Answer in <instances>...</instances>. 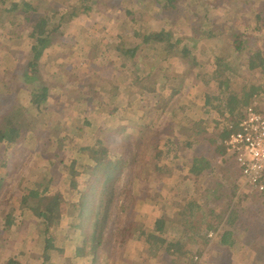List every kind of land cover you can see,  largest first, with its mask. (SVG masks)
I'll return each instance as SVG.
<instances>
[{
	"label": "trees",
	"instance_id": "trees-1",
	"mask_svg": "<svg viewBox=\"0 0 264 264\" xmlns=\"http://www.w3.org/2000/svg\"><path fill=\"white\" fill-rule=\"evenodd\" d=\"M37 1L41 0L0 1V43L6 46L0 57V85L5 78L3 77L4 71L1 72L4 62L2 59H6L8 63L7 72L15 70L19 64H24L26 69L22 72L23 76L20 81L22 83L13 82V84L17 86L19 94L24 90L23 85L27 89L24 92L27 93L26 97L22 101V108L25 111L33 109L39 117L47 111L46 107L50 104L54 108L55 106L63 108L68 103L70 108L68 111L62 110L58 113L57 121L50 124V131H54L56 136L49 135L43 142L44 151L49 156L53 155L54 158L46 161L47 165L43 169L37 166L30 167V171L27 172L10 199L6 194L1 195V193L5 190V179L10 176V173L16 171V167L12 165L10 169L6 163L7 159L5 163L0 161L2 162L0 163V207L4 209L3 213L6 212L5 221L0 225V230L7 235H17L25 230L43 249L42 255H39L35 262L30 263H28V254L24 250L16 253H1L0 264H55L58 255L62 254L58 242L61 236L59 225L63 222L62 197L50 194L51 183L45 188L41 183V175L45 173L59 172L56 175L60 176L63 170L55 171V166L62 156L68 158V170L63 172L66 175L69 173V176H66L64 186L76 187L79 183L74 181L80 182L85 174L89 177L87 183L89 188L77 192V197L70 205L73 215L78 219L79 232H75L74 236L79 240L76 255L90 264H98L101 259L102 264H109L110 256L106 250L111 242H108L106 234L110 229L117 195L121 190L120 183L125 173L128 168H131L132 171H138L146 177L150 184L158 186L156 191L159 190L158 193L165 197V207H168L171 197L166 194L173 191L169 189V180L172 178L167 172L169 171L168 163L177 158V150L184 147L197 149L195 143L192 144L191 140H188L191 136L186 140H180L182 139L179 137L181 129L178 130V128H188L189 134H192L196 143L199 137L204 139L209 148V156L196 152L192 160L193 165L189 170L191 179L204 180L201 197L196 199L189 193V190L181 189L180 186L178 191L172 195L175 198L179 193L176 200L179 197L182 198V201L176 205L178 209L175 218H178L177 224L181 228L182 235L177 237L175 242L169 243L167 251L170 256L181 255L188 263L193 264L195 257H201L203 255L201 252L210 244L215 243V239H219L221 247L235 246L232 240L233 234L224 231V227L230 223L229 219L234 214L237 215L235 202L243 192L241 189L243 178L235 156L227 151L226 142L238 130L244 111L255 106L254 101L262 89L260 81L264 77V0L244 2L247 10L244 13V31L230 27L225 32L214 33L209 29L210 24L204 21L200 28H196L195 36L192 28H182L184 31L190 29L192 37L189 42H186L185 38H175L174 32L167 31L165 28L159 31H146L142 27V29L128 27L125 33L121 34L122 39H120L124 45L117 51L119 57L116 62L111 59L109 67L119 73H116L118 86H115V90L118 96L127 94L125 102H131L133 98L131 90L135 89L136 85L142 84V81L148 78L154 80L158 73L168 74L169 69L164 67V63L171 60L174 63L170 70L180 68L184 71V74L179 73L177 76L178 82L183 84L180 87L181 90L185 83H192L193 80L199 83L209 81L212 84L211 86L214 87L212 92H205L195 99L198 104H201L200 107L208 119H199L191 126L184 114L182 104L171 107L158 100L155 107L163 105L165 109H160L155 114L149 106L144 107L143 100L141 102L139 100L135 109H132L134 104H121V108L112 110L111 117L108 118V112L103 114L102 109L109 106H107L108 103L102 101V98L99 101H93L96 105L86 108L78 96L68 98L69 94H67L63 96V102L51 97L50 87L40 83L41 72L48 73L51 78L56 77V79L67 75L63 67L58 66L54 74L53 70H49L52 61L55 60L50 50L54 46L56 32L71 27L73 20L90 17L98 4L96 0H73V3L66 9H59L53 11L51 15L44 16L39 14L38 6L35 5ZM47 1L51 2V0ZM124 1L130 3L134 0ZM137 1L142 4L148 1L151 4V10L159 7L160 12L175 16L174 18L178 20L186 14V10L180 5V0ZM200 2L201 6H204L211 0ZM131 13L128 15L132 16ZM207 26L209 27L206 30ZM4 29L9 31L8 35L4 34ZM126 35L129 36V42L124 38ZM194 37L201 38L194 42ZM200 41H206L210 47V58L200 60V57H197ZM226 42L224 47H220ZM25 43L30 45V54L27 55L22 46ZM160 51L165 54L157 58V53ZM108 53L112 55L111 50H108ZM140 60H143V63L137 67V61ZM41 62H44V65H40ZM93 64L95 62L87 66ZM116 64H119L118 68L115 67ZM41 66L43 70L40 69ZM124 71L130 73L126 79L123 76L120 77L125 74ZM102 73L107 78H112L106 72ZM246 73L253 75L256 78L255 82L239 83L241 79L238 80L236 77H242ZM132 77L135 80L131 83ZM162 77L165 80L169 78ZM65 82L66 84L62 85L64 88L68 86L69 81ZM86 84L88 88L89 84ZM106 85L103 90L109 92L113 90L111 86ZM165 90L163 86L160 87L161 92ZM181 90L171 92L170 98L181 95ZM112 101L114 99H111L109 103L114 105ZM91 110L100 111L101 115L92 117L90 116ZM135 114L141 117V120H135L132 117ZM107 120L121 122L113 128V125L105 128L108 132L116 128L113 131L119 140L115 146L110 145L102 134L98 139H94L95 134L93 137L91 135L97 126L101 123L105 124ZM57 122H59L58 125ZM169 122L172 124L171 130H178L179 142L174 137H163L162 130ZM210 123L213 124L212 129L204 128ZM62 127L63 132L61 133ZM31 128V125H24L22 122L18 126L19 134L16 140L10 138L7 130L0 128V145L6 146L5 156L9 157V153L15 151V147L30 137ZM67 129L69 132H65ZM142 136H148L147 139L150 140L153 138V144L158 151L154 154L155 161H162L160 166L155 165L156 175L161 177L160 180L165 179L164 181H157L149 174L154 167L152 163L144 161L147 151L137 148L139 137ZM134 145H136L135 149ZM37 172L42 174L38 175ZM217 174H220L222 181L216 179ZM230 174L235 175V181L231 182L228 179ZM251 196L253 205L264 203V195L252 194ZM16 199H18L17 202ZM159 212L160 216L155 215L156 224L153 233L165 235L169 228L168 220L175 219ZM211 233H218L214 240L209 238ZM68 240L73 239L68 237ZM1 247L2 236L0 235ZM97 254L100 256L97 257Z\"/></svg>",
	"mask_w": 264,
	"mask_h": 264
},
{
	"label": "rangeland",
	"instance_id": "rangeland-1",
	"mask_svg": "<svg viewBox=\"0 0 264 264\" xmlns=\"http://www.w3.org/2000/svg\"><path fill=\"white\" fill-rule=\"evenodd\" d=\"M9 1L19 2L23 0ZM96 1L98 5L90 17H81L73 20L74 23L71 27L63 28L61 31L56 32V38L53 42L54 46L50 50L55 60L54 62L52 61L49 70H53L54 74L58 66L63 67L67 75L56 79V77L51 78L48 73L41 72L39 77L40 83L50 87L51 97L62 101L63 96L67 94H69L68 98L78 96L86 108L96 105L93 101H99L102 98V101L108 103L107 106H109L102 109L103 114H107L108 112V118L111 117L112 110L121 108V104H134L132 109H135L138 106L139 100L140 102L143 100L144 107L149 106L151 111H154L156 114L160 109H165L163 105L155 107L156 102L160 100L162 104L166 103V105L171 107L182 104L184 114L191 123L189 126L194 125L199 119H208L200 107L201 104H198L195 99L198 95L205 92H212L214 87L211 86L212 84L209 81L199 83L193 80L192 83H185L184 88L181 90L180 87L183 84L180 81L178 82L177 76L179 73L184 74V71L180 68L170 70L171 65L174 63L173 60L164 63V67L169 69L168 74L158 73L156 78L154 77V80L148 78V80L142 81V84L136 85L135 89L131 90L133 96L131 102H125L127 94L118 96L115 90L118 86L116 83V73L118 72H115L114 68H110L109 63L111 59L113 62H116L119 57L117 51L124 45V42L121 40V34L125 33L124 31L128 27L136 29L142 27L146 31H159L165 28L167 31H173L175 38H185L186 42H189L192 34L190 29L184 31L182 28H192L195 36L197 34L196 28H200V25L204 21L210 24V27L207 26L206 30L209 27L214 33L225 32L230 27L244 31V13L247 12L244 2L246 0H211V2H207L204 6H201L200 1L202 0H180V5L184 7L186 14L179 20L175 19V16L160 12L158 10L159 7L151 10V4L148 1H145L144 4L137 0L130 3L124 0ZM72 3L73 0H51V2L41 0L37 1L35 5L38 6L39 14L47 16V14L51 15L53 11L66 9ZM77 5H79L78 2ZM130 12H132V16L128 15ZM8 33L9 31L4 29V34L8 35ZM124 38L129 42V36L126 35ZM200 38L194 37L193 41L197 42ZM226 44L227 42L220 45V47H224ZM22 46L24 47L25 54H30V45L25 43ZM4 48L6 46L0 43V57ZM209 49L210 47L206 41H200V46L197 49L199 55L197 57H200V60L201 58H210L211 53ZM108 50H111L112 55H109ZM164 54V52L160 51L156 57H162ZM202 55L204 56L202 57ZM104 60L105 62L103 63ZM2 61L4 62L1 72L4 71L3 77L5 78H3V83L0 85V128L7 130L10 133V138L16 140L19 134L18 126L22 122H24V125L32 126L30 137L15 147V151L9 153V157L5 156L6 146L0 145V161L5 163V159H7L6 163L10 169L12 165L16 167V171L10 173V176L5 179V190L1 193V195L6 194L7 198L10 199L17 191L19 184L27 175V172L30 171V167L37 166L43 169L47 165L46 161L54 158L53 155L49 156L44 151L45 146L43 142L49 135L56 136L53 130V132L50 131V124L57 121L58 113L62 110L68 111L70 107H68V103L63 108H57V106L54 108L50 104L46 107L47 111L39 117H37V113L33 109L25 111L22 108V101L26 97L27 93L24 92L27 89L23 85L22 89L24 90L19 94L17 86L13 82L22 83L20 82L23 76L22 72H25L26 67L24 64H19L15 70L7 72L8 63L6 59H2ZM93 62L95 64L87 66ZM137 62L138 67L139 64L143 63V60ZM40 65H44V62H41ZM118 65L116 64L115 67L118 68ZM40 69H42V66ZM102 72H106L112 78H107ZM96 74H98V77H96ZM121 76L126 79L130 76V73L125 72ZM162 76L169 78L165 80ZM236 78L238 80L241 79L239 81L241 84L250 81L255 82L256 79L253 75H248L247 73L242 77ZM66 80L69 82L67 83L68 86L64 88L62 85L66 84ZM134 80L135 78L132 77L130 82L132 83ZM85 82L89 84L88 88ZM105 85L107 87L111 86L113 90L110 92L103 90ZM162 86L166 88L165 92L160 91V87ZM174 90H181V95L171 99L170 93L174 92ZM111 99H114L112 101L114 105L109 103ZM154 107L155 110L153 109ZM100 115V111H90V116L92 117H99ZM132 117L135 120H141V117L139 118L136 114ZM118 124L120 125L121 122L107 120L105 124L101 123L97 126L91 135L93 137V134H95L94 139H98L102 134L110 145L115 146L119 140L114 135L115 132L113 130H116V128L111 129L110 132L105 128L111 125H113V128ZM171 127L172 124L169 122L162 130L163 137H174L179 142L191 136V139L188 138V140H191L192 144L195 143L197 149L194 147H184L185 149L177 150V158L168 163L169 171L167 172L172 179L169 180L170 186H167L173 190L166 194L168 197H171L168 207H165V197L158 193L159 190L156 191L158 186L150 184L148 179L138 171L135 172L131 168H128L120 183L121 190L117 195L114 216L109 232L106 234L107 239H109L108 242H111L106 250L110 256L109 264H191L183 256L177 255L173 257L167 251L169 243L175 242L177 237L182 235L180 232L181 228L177 224L178 218L175 219L178 209L176 205L182 201V198L179 197L176 200L180 195L179 193L175 198L172 195L178 191L177 189L180 186L182 187L181 189L189 190V193L195 196L196 199L201 197V188L203 187L204 180L191 179L189 170L193 165L192 160L196 152L209 156V148L201 137H199L200 139L196 143L195 138H192V134H189L188 128H178V130L181 129L179 137H182V139L178 140V130H171ZM212 127L213 124L210 123L204 128L212 129ZM60 130L62 133L63 127ZM65 132H69V129ZM147 137H139L137 148L147 151L144 161L145 163H152V167H154L152 172L149 173L151 177H154L157 181H164L165 179L160 180L161 177L157 176V172L155 171V165L160 166L162 161H155L154 154L158 151L155 144H153V138L150 140ZM135 148L136 145H134ZM170 148H172V145H170ZM2 162L0 163L2 164ZM67 163L68 158L62 156L56 162L55 171L63 170L67 172ZM63 171H61L60 176L56 175L59 172H53V174L50 172L44 175L37 172L38 175H41L42 186L45 188L51 183L50 194L62 197L63 222L59 225L61 236L58 238L62 254L58 255L55 264H90L76 255L79 240L74 236L75 232H79V228L77 227L78 219L77 216L73 215V209L70 207L77 197V192L89 188V185H87L89 177L85 174L80 182L74 181L79 183L78 186H71L70 188L64 186L66 176H69V173L66 175ZM217 175L216 179L222 181L220 174ZM228 179L231 182L235 181V175H228ZM251 195L246 189L241 192L235 202L237 215L234 214L229 219L230 223H227L224 227V231L233 234L232 240L235 242V246L231 248L221 247L219 239H215V243L210 244L201 252L203 254L201 257H195V264H264V203L261 202L260 204L253 205L251 203ZM3 211L4 209L0 207V225L5 221L6 212L3 213ZM159 211L164 215L170 216L171 219H175L173 221L168 220L169 228L165 235L153 233L156 224L155 215H161ZM71 216L73 217L69 219ZM0 235L2 236L0 254H6V252L16 253L24 250L28 254V263H30L35 262L36 258L43 253V249L38 246V242H34L33 237L25 230L17 235H7L0 230ZM68 237H72L73 240H68ZM99 256L97 254V257ZM101 261L102 259L98 264H102Z\"/></svg>",
	"mask_w": 264,
	"mask_h": 264
},
{
	"label": "built area",
	"instance_id": "built-area-1",
	"mask_svg": "<svg viewBox=\"0 0 264 264\" xmlns=\"http://www.w3.org/2000/svg\"><path fill=\"white\" fill-rule=\"evenodd\" d=\"M255 106L247 108L238 130L226 142L227 151L234 155L243 178L242 190L264 195V77ZM219 233V232H218ZM218 233H211L214 240Z\"/></svg>",
	"mask_w": 264,
	"mask_h": 264
}]
</instances>
